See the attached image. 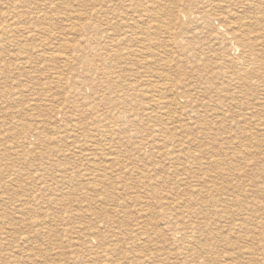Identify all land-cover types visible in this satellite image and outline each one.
<instances>
[{
	"label": "rangeland",
	"instance_id": "rangeland-1",
	"mask_svg": "<svg viewBox=\"0 0 264 264\" xmlns=\"http://www.w3.org/2000/svg\"><path fill=\"white\" fill-rule=\"evenodd\" d=\"M112 1L0 0V264H264L260 0Z\"/></svg>",
	"mask_w": 264,
	"mask_h": 264
},
{
	"label": "bare ground",
	"instance_id": "bare-ground-1",
	"mask_svg": "<svg viewBox=\"0 0 264 264\" xmlns=\"http://www.w3.org/2000/svg\"><path fill=\"white\" fill-rule=\"evenodd\" d=\"M132 1V0H131ZM134 2L136 1V3H137V0H133ZM156 2H158L157 0H155ZM229 1V0H228ZM254 1V0H253ZM113 2H114V0L111 2V4H113ZM115 2H117V0L115 1ZM133 2V3H134ZM172 2H174V0H172ZM211 4H215L214 3V0H210L209 1ZM217 2V1H216ZM226 2H227V0H226ZM232 2H235V0H233ZM239 2V1H238ZM238 2H235V3H238ZM258 2V1H257ZM175 3H176V1H175ZM223 3V2H222ZM231 3V2H230ZM250 3H252V4H256V0H255V3H253V2H251V0H240V2H239V4H241V5H248V6H251L250 5ZM149 4H150V2H149ZM205 4V3H204ZM211 4H208L209 6H212ZM143 5V4H142ZM151 5V4H150ZM155 5V4H154ZM237 5V4H236ZM264 0H260V16H262V10H263V12H264ZM22 4H19V3H15L11 8L9 7L8 9H7V14L8 15H12L11 14V12H13L14 14H17V13H20V12H18L19 11V9H21L22 8ZM140 6V5H139ZM239 6V5H238ZM247 6V7H248ZM108 7H110V6H108ZM142 7V11H143V13H148V12H150L151 10H154L155 8L157 9V8H160L159 6L158 7H155V8H152L151 6H149L148 4L147 5H144V6H141ZM168 7H170V6H168ZM167 7V9L166 10H168L169 8ZM206 7H207V5H206ZM251 7H253V6H251ZM165 8H166V6H165ZM164 8V9H165ZM222 8H223V6H222ZM228 8V7H227ZM245 8H246V6H245ZM250 8V7H249ZM163 9V10H164ZM171 9V10H170ZM169 10L172 12L173 11V9L172 8H170ZM175 9V8H174ZM240 9V8H239ZM248 9V8H247ZM25 10V9H24ZM223 10V9H222ZM228 10H229V8H228ZM231 10V9H230ZM141 11V10H140ZM175 11V10H174ZM224 11H226V8L224 9ZM17 12V13H16ZM163 12H161V14H162ZM166 13H167V11H166ZM169 13V12H168ZM207 13V12H206ZM205 13V14H206ZM234 13V12H233ZM164 14V13H163ZM170 14V13H169ZM168 14V15H169ZM172 14V13H171ZM171 14H170V17L171 18H174V19H177V16L179 17V15H176L177 14V12H176V14H175V12L173 13V16H171ZM26 15V14H25ZM193 15V14H192ZM231 15V14H230ZM229 15V16H230ZM20 15H18V17H19ZM36 16H38V15H36ZM227 16H228V14H227ZM13 17H15V18H18L17 17V15L15 16H13ZM42 17V18H41ZM165 17H166V15H165ZM169 17V19L168 20H170L171 18ZM193 16H191V18H192ZM235 17H236V15H235ZM239 17V16H238ZM263 17V16H262ZM262 17H260V54L261 55H264V26L263 25H261V24H263V20H261V18ZM21 18V17H20ZM39 18V17H38ZM224 18V17H223ZM229 18V17H228ZM13 19V18H12ZM22 19V18H21ZM30 19H32V18H30ZM37 18H35L34 20H36ZM39 19H42V21L41 22H44L45 23V21L47 20V18L45 17V16H42V14H41V16H40V18ZM234 19V18H233ZM241 19L243 20V18L241 17ZM241 19L239 20L240 22H241ZM22 20H24V19H22ZM28 20H29V18H28ZM27 20V21H28ZM197 20H198V17H197ZM18 21V20H17ZM37 21H39V20H37ZM40 21L38 22V24L40 23ZM172 21L173 22H175L173 19H172ZM201 21V20H200ZM210 21V20H209ZM235 21V20H234ZM237 21V20H236ZM263 21V22H262ZM9 23L7 26H3L2 27V30L3 31H8V29L11 27V22H9V20L7 21V19H6V23ZM14 22V21H13ZM19 22H20V20H19ZM24 22V21H23ZM35 23V22H34ZM232 23H237V24H240V23H238V22H232ZM14 24V23H13ZM23 24V23H22ZM128 24V23H127ZM236 24V25H237ZM241 24H243V23H241ZM18 25V24H17ZM25 25V24H24ZM14 26H16L15 24L13 25V27ZM34 26V25H33ZM120 26V25H119ZM124 26V25H123ZM130 27V25L128 24L127 25V27ZM242 26V25H241ZM244 26V25H243ZM17 27H19V26H17ZM128 27V29H131V28H129ZM131 27H132V25H131ZM208 27V26H207ZM233 27V26H232ZM235 27H239V26H235ZM235 27H233V28H235ZM31 28V27H30ZM124 28V27H123ZM244 28V27H243ZM24 29V28H23ZM32 29V28H31ZM35 29H36V27H35ZM205 29H207L208 30V28H205ZM241 29V28H240ZM239 29V30H240ZM26 30V29H25ZM49 30V29H48ZM233 30V29H232ZM231 30V31H232ZM238 30V29H237ZM237 30H235L234 29V31H235V35H236V37H238V36H240V35H237V33H236V31ZM243 30V29H242ZM241 30V31H242ZM246 30V29H245ZM24 31V30H23ZM27 31V30H26ZM29 31H31V30H29ZM52 31V30H51ZM129 31V30H128ZM128 31L126 30L125 31V33H124V38L123 39H118V40H116V41H114L113 43H112V47L114 46V44L115 43H119L120 45L121 44H125V42H127L126 40L128 39L129 41H131V39L130 38H132L131 37V35H129L128 34V38H127V33H128ZM250 31V30H249ZM253 32V31H252ZM24 33H27V32H24ZM28 33H32V32H28ZM251 33V32H250ZM249 33V34H250ZM52 34V33H51ZM263 34V35H262ZM233 35V34H232ZM219 36H220V34H219ZM248 34H247V31H245L244 32V30H243V33L241 34V36H240V38H239V43H240V45L245 49V56H243L242 55V57L241 58H237V59H235V61H234V64H233V62L231 63L232 65H234V67L235 66H237V65H242L243 67V70L242 71H244L243 73H245V74H247V76H246V78L250 75V74H254V73H256V70L257 69H259V67L257 66L258 65V63L260 62V57H261V55H260V57H259V55L257 54V56L253 53V52H255L256 51V47H257V45H256V43H254V42H249V40H248ZM255 36V35H254ZM253 36V38L255 39V37ZM219 38V37H218ZM134 39V38H133ZM135 40V39H134ZM43 41H46V40H43ZM133 41V40H132ZM0 42H2L1 40H0ZM48 44V41H47V43H46V45ZM118 44V45H119ZM68 46V45H67ZM92 48V47H91ZM90 48V49H91ZM237 50V49H236ZM89 51V50H88ZM54 55V54H53ZM50 57V56H49ZM52 57H54V56H51V58ZM49 59V58H48ZM69 59H71V58H69ZM60 60H61V58H60ZM65 60V59H64ZM233 60V59H232ZM67 61V60H66ZM69 61V60H68ZM69 63V62H68ZM65 64V63H64ZM67 65H69V64H67ZM86 65V64H85ZM91 66V65H90ZM241 67V66H240ZM250 67H252L253 68V70L252 71H250V72H248V70H249V68ZM242 72H236L235 73V71H234V74L235 75H237L238 77L239 76H241L240 78H243L242 77V74H243ZM58 75H60V74H58ZM57 75V76H58ZM57 76H55V77H57ZM61 77V76H60ZM59 77V78H60ZM246 78H245V80H246ZM34 79V78H33ZM62 79H64V78H62ZM55 80H59L58 78L56 79L55 78ZM69 80V79H68ZM65 81V80H64ZM63 82V81H62ZM61 82V83H62ZM57 83V82H56ZM115 83V82H114ZM64 85V84H63ZM62 86V85H61ZM103 86V85H102ZM87 93V92H86ZM85 98V97H84ZM89 98V97H88ZM90 98H91V96H90ZM86 100V99H85ZM115 100H116V98H115ZM17 101V100H16ZM97 101V100H96ZM103 101V100H102ZM80 103V102H79ZM84 104V103H83ZM73 105H75V104H73ZM161 105V104H160ZM80 106H82L81 105V103H80ZM84 106H87V105H85L84 104ZM98 106V105H97ZM95 107V106H94ZM65 108V107H64ZM68 108V107H67ZM75 108V107H74ZM78 108H79V106H78ZM160 108V107H159ZM98 109H99V107H98ZM65 110H67L66 108H65ZM64 110V111H65ZM90 109H88V111H89ZM103 110V109H102ZM111 110H112V108H111ZM94 111V110H93ZM100 111V110H99ZM63 112V110H61V113ZM66 112V111H65ZM91 112V111H90ZM96 112V111H95ZM98 112V111H97ZM109 113V112H108ZM62 114H65V113H62ZM105 114V113H104ZM103 115V114H102ZM115 116V115H114ZM109 117V116H108ZM107 117V118H108ZM119 117V116H118ZM125 118V117H124ZM131 118V117H130ZM123 119V118H122ZM127 119V118H126ZM129 120V119H128ZM120 121V120H119ZM123 121V120H122ZM127 121V120H126ZM130 122V121H129ZM128 122V123H129ZM123 124V123H122ZM14 125V124H13ZM119 126V125H118ZM17 127H18V125H17ZM55 127V126H54ZM51 128H53V127H51ZM57 129V128H56ZM77 129V128H76ZM75 129V130H76ZM74 130V131H75ZM164 130V129H163ZM168 130V129H167ZM37 131H38V129H37ZM73 131V130H72ZM73 131V132H74ZM59 132V131H58ZM62 132V131H61ZM66 132V131H65ZM114 132V131H113ZM159 132V131H158ZM157 132V133H158ZM166 132V131H165ZM57 133V132H56ZM115 133H117L116 131H115ZM59 134V133H58ZM67 134H69V133H67ZM160 135H165L166 133H164V134H161V133H159ZM158 134V135H159ZM61 135V134H60ZM62 136H63V134H62ZM67 136V135H66ZM65 136V137H66ZM156 136H157V134H156ZM38 137H39V135H38ZM44 137V136H43ZM50 137V136H49ZM68 137V136H67ZM66 137V138H67ZM69 137H70V135H69ZM155 137V136H154ZM153 137V138H154ZM158 137V136H157ZM40 138V137H39ZM60 139V138H59ZM68 139V138H67ZM157 139V138H156ZM162 139V138H161ZM164 140H165V138H163ZM162 139V140H163ZM41 140V139H40ZM46 140V139H45ZM49 140H50V138H49ZM57 140V139H56ZM55 140V141H56ZM63 141L65 140L64 138L62 139ZM157 141V140H156ZM57 142V141H56ZM61 142V141H60ZM65 142V141H64ZM63 142V143H64ZM46 143V142H45ZM162 142H160V143H158V144H161ZM53 144V143H52ZM52 144H51V146H52ZM151 144V143H150ZM157 144V145H158ZM46 145V144H45ZM162 145V144H161ZM164 145V144H163ZM165 145H166V143H165ZM48 146V145H47ZM152 146V145H151ZM156 146V145H155ZM168 146V145H167ZM153 147V146H152ZM160 147V146H159ZM46 148H48V147H46ZM161 148V147H160ZM176 148V147H175ZM153 149V148H152ZM158 149V148H157ZM162 149V148H161ZM13 150H14V148H13ZM158 150H160V149H158ZM32 151H33V149H32ZM44 152V151H43ZM48 152V151H47ZM46 152V153H47ZM33 153V152H32ZM2 155V154H1ZM37 155V154H36ZM56 155V154H55ZM111 155H113V154H111ZM165 157L167 156V154H166V152H164V154H163ZM10 156V155H9ZM23 156V155H22ZM17 157V156H16ZM45 157V156H44ZM171 157V156H170ZM177 157V156H176ZM20 158H22L21 156H20ZM19 158V159H20ZM25 158V157H24ZM53 158V157H52ZM55 158V157H54ZM65 158V157H64ZM117 158H118V155H116V153H114V155L113 156H111V159L110 160H112V161H114L115 162V160H117ZM162 158V157H161ZM175 158V157H174ZM174 158H171L172 160H175V161H180V159H181V157L179 156V157H177L176 159H174ZM51 159V158H50ZM59 159V158H58ZM120 159V158H119ZM21 160V159H20ZM26 160V159H25ZM61 161V160H60ZM174 161V162H175ZM4 167V166H3ZM3 170V169H2ZM5 170V169H4ZM7 171V170H6ZM44 171V170H43ZM158 171V170H157ZM161 171V170H160ZM46 172V171H45ZM48 172V171H47ZM5 173V172H4ZM51 173V172H50ZM158 173H161V172H157V174ZM52 175H54V174H52ZM51 175V176H52ZM47 176V175H46ZM51 176H49L50 178H51ZM95 176V175H94ZM98 176V175H97ZM41 177V176H40ZM44 177V176H43ZM53 177V176H52ZM55 177V176H54ZM102 177V176H101ZM48 178V177H47ZM98 178H100V177H98ZM38 179V178H37ZM37 179H36V181H37ZM46 180V179H45ZM51 180V179H50ZM33 181V180H32ZM185 181V180H184ZM183 182V181H182ZM34 183V182H33ZM125 183H127L126 181H125ZM3 185V184H2ZM132 186V185H131ZM131 186H126V187H131ZM6 187V186H5ZM133 187V186H132ZM48 189V188H47ZM129 190V189H128ZM131 190V189H130ZM3 191V190H2ZM2 191H0L1 193H3ZM42 191H43V189H42ZM52 191V190H51ZM45 192V191H44ZM50 192V191H49ZM5 193V192H4ZM3 193V194H4ZM51 203V202H50ZM52 205V204H51ZM140 206H141V204H140ZM141 210H143V209H141ZM18 211V210H17ZM29 211V210H28ZM145 211V210H144ZM23 213V212H22ZM29 213V212H28ZM32 213V212H31ZM141 213H142V211H141ZM122 214V213H121ZM120 214V215H121ZM140 214V213H139ZM143 215V214H142ZM49 216V215H48ZM139 216V215H138ZM24 217V216H23ZM47 217V216H46ZM141 217V216H140ZM143 217V216H142ZM145 217V216H144ZM83 218V217H82ZM0 219H2V220H4L5 221V219H4V217L2 216V215H0ZM91 219H92V217H91ZM34 220V223H36V225H38V227H40V225L37 223L38 222V220L37 219H33ZM44 220V219H43ZM46 220V219H45ZM31 221H32V219H31ZM6 222V221H5ZM40 222V221H39ZM43 222H45V221H43ZM0 223H3V222H0ZM34 223H32V224H34ZM41 223V222H40ZM108 223V222H107ZM42 224V223H41ZM3 225H5L4 223H3ZM36 225H35V227H36ZM45 225H46V223H45ZM45 225H41L42 227H44ZM5 226H7V224L5 225ZM31 225H29V226H27V227H30ZM1 227H2V229H3V227L4 226H2V224H1ZM0 227V228H1ZM90 228H93V227H90ZM87 229V230H85L84 229V231L85 232H87L88 230H90L91 231V229ZM1 229V230H2ZM31 229V228H30ZM35 229V228H34ZM33 229V230H34ZM38 229V228H37ZM97 229H99V228H97ZM32 230V229H31ZM40 230V229H39ZM42 230V229H41ZM45 231V230H44ZM43 231V232H44ZM104 231V230H103ZM31 232V231H30ZM29 232V233H30ZM38 232V231H37ZM45 232H47V231H45ZM80 232H82V231H80ZM31 234V233H30ZM41 234H44V233H41ZM85 234V233H84ZM105 234V233H104ZM106 234H107V232H106ZM192 234H193V237H195V235H196V232H192ZM81 235V234H80ZM83 235V234H82ZM94 235V234H93ZM92 235V236H93ZM96 235V234H95ZM113 235V234H112ZM35 236H36V234H35ZM88 236V235H87ZM96 236H98V235H96ZM95 236V237H96ZM115 236V235H114ZM83 237V236H82ZM84 237H86V236H84ZM100 237H103V236H100ZM109 237V236H108ZM91 238V237H90ZM89 238V239H90ZM97 238V237H96ZM110 238V237H109ZM8 239V238H7ZM6 239V240H7ZM108 239V238H107ZM119 239V238H118ZM174 239H176V240H178V237H176V236H174ZM186 239H188V238H184V240H186ZM23 240H28V239H23ZM192 240H194V238H192ZM117 241V240H116ZM121 241V240H120ZM119 242V241H118ZM198 242V241H197ZM115 243H117V242H115ZM6 244V243H5ZM8 244V243H7ZM88 244V243H87ZM86 244V245H87ZM188 245V244H187ZM193 245V244H192ZM191 245V246H192ZM4 246V245H3ZM7 246V245H6ZM101 246V245H100ZM105 246V245H104ZM104 246L102 245V247L104 248ZM106 246H108V244L106 245ZM94 247V246H93ZM101 247V248H102ZM116 247L117 246H115V248H113V249H111L112 251H114V250H116ZM192 247H194V246H192ZM119 248V247H118ZM90 249V248H89ZM99 249H100V247H99ZM120 249V248H119ZM106 250V249H105ZM131 250V249H130ZM96 251H98V250H96ZM107 251V250H106ZM127 251V250H126ZM129 251V250H128ZM1 252V251H0ZM118 252V251H117ZM130 252V251H129ZM133 252V251H132ZM99 253H100V251H99ZM102 253V252H101ZM119 253V252H118ZM126 253V252H125ZM34 254V253H33ZM107 254H108V252H107ZM93 255L95 256V254L93 253ZM98 255V254H97ZM100 255V254H99ZM98 255V256H99ZM120 255V254H119ZM25 256V255H24ZM116 256H117V254H116ZM27 257V256H26ZM31 257V256H30ZM32 257H33V255H32ZM91 257H92V255H91ZM110 258V256H107V258ZM118 257V256H117ZM8 258V257H7ZM6 258V259H7ZM86 258V257H85ZM96 258V257H95ZM106 258V257H105ZM115 258V257H114ZM10 259V258H9ZM23 259V258H22ZM22 259H20V260H22ZM27 259L29 260V258L27 257ZM111 259H112V257H111ZM13 260V259H12ZM96 260V259H95ZM104 260V259H103ZM114 260V259H113ZM157 260V259H156ZM4 261V260H3ZM23 261V260H22ZM31 261V260H30ZM33 261V260H32ZM31 261V262H32ZM108 261V260H107ZM110 261V260H109ZM108 261V262H109ZM21 262V261H20ZM99 262V261H98ZM100 262H102V261H100ZM99 262V263H100ZM12 263V262H11ZM18 263H19V261H18ZM25 263H26V261H25ZM107 263V262H106ZM16 264V263H15ZM19 264H21V263H19ZM24 264V263H23ZM29 264V263H28ZM103 264V263H102Z\"/></svg>",
	"mask_w": 264,
	"mask_h": 264
}]
</instances>
